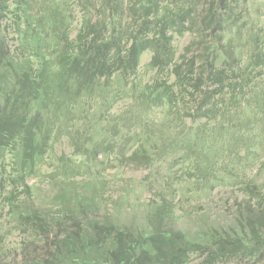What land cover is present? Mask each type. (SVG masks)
Listing matches in <instances>:
<instances>
[{
	"label": "trees",
	"instance_id": "16d2710c",
	"mask_svg": "<svg viewBox=\"0 0 264 264\" xmlns=\"http://www.w3.org/2000/svg\"><path fill=\"white\" fill-rule=\"evenodd\" d=\"M253 8L0 0V264H264V20ZM129 53L151 55L144 76L127 74ZM125 164L153 174L136 190L156 192L135 225L100 214V178ZM44 168L59 184L50 206L30 185ZM84 172L94 178L77 182ZM227 185L242 193L228 226L173 227L176 199Z\"/></svg>",
	"mask_w": 264,
	"mask_h": 264
},
{
	"label": "rangeland",
	"instance_id": "374dc122",
	"mask_svg": "<svg viewBox=\"0 0 264 264\" xmlns=\"http://www.w3.org/2000/svg\"><path fill=\"white\" fill-rule=\"evenodd\" d=\"M254 8L250 13L251 19L257 20L262 17L264 20V0H253ZM184 40H180V44ZM151 55L145 54L140 62L137 64L134 56L129 53L128 62L126 64L127 74L138 71L144 76L146 71V65L150 62ZM148 77V76H147ZM58 153H65L68 156L72 155V149L66 144L58 147ZM41 178H35L30 181V185L33 186L35 192L36 204L39 206H50L52 204V197L58 191L59 184L47 175L50 174L51 169H43ZM161 172V171H160ZM152 173L145 168L138 169L134 166L125 164L121 169L108 170L104 172L100 180L105 181V188L102 190V195H105L104 199L108 203L105 205L100 214L109 216L110 214H116L121 222L129 225H135L143 222L144 211L147 208V204L154 201L156 198V192L153 187L148 190H136L139 182L152 177ZM93 172H84L77 178V182L90 181L92 179ZM106 179V180H104ZM157 179L161 180L160 175ZM125 198V201L118 212L113 211V201L119 198ZM172 197L171 200H173ZM242 199V193L240 187H232L227 185L225 187H216L209 195H204L200 199L189 197V199L181 200L180 198L175 200V204L178 207L177 222L174 224L175 229L194 231L198 226H203L204 223L228 226L232 220L236 211L237 200ZM180 217V218H179ZM15 239V238H14ZM13 239V240H14ZM201 261L196 258L192 264H200Z\"/></svg>",
	"mask_w": 264,
	"mask_h": 264
}]
</instances>
